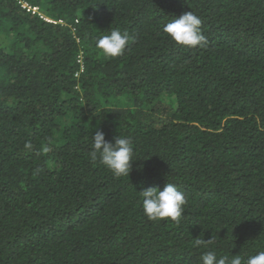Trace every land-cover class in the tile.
<instances>
[{
	"label": "trees",
	"instance_id": "trees-1",
	"mask_svg": "<svg viewBox=\"0 0 264 264\" xmlns=\"http://www.w3.org/2000/svg\"><path fill=\"white\" fill-rule=\"evenodd\" d=\"M190 10L204 47L163 31ZM113 29L135 39L110 58L96 41ZM97 130L132 140L129 177L91 161ZM167 183L187 200L179 224L143 211L139 191ZM209 250L264 251V0H0V264Z\"/></svg>",
	"mask_w": 264,
	"mask_h": 264
},
{
	"label": "clouds",
	"instance_id": "clouds-1",
	"mask_svg": "<svg viewBox=\"0 0 264 264\" xmlns=\"http://www.w3.org/2000/svg\"><path fill=\"white\" fill-rule=\"evenodd\" d=\"M202 20L194 12L185 11L163 26V31L177 44L190 48L204 47L207 38L201 31ZM135 38L127 32L113 29L110 34L99 37L96 47L105 57H119L125 52L130 42ZM44 151H48L45 147ZM91 161L97 159L109 169L115 177H129L134 160L133 142L128 137L114 138V142L105 139V134L97 130L93 135L92 150L88 153ZM142 197V207L145 216L152 221L170 220L176 224L181 222L187 203L182 193L173 183H167L163 190L158 187H146L139 191ZM214 243V237L205 240L196 238L195 247L207 248ZM202 264H264V251L249 256L246 259L239 254L218 256L216 251L209 250L201 256Z\"/></svg>",
	"mask_w": 264,
	"mask_h": 264
},
{
	"label": "built area",
	"instance_id": "built-area-1",
	"mask_svg": "<svg viewBox=\"0 0 264 264\" xmlns=\"http://www.w3.org/2000/svg\"><path fill=\"white\" fill-rule=\"evenodd\" d=\"M22 6H23V8L27 9L28 11H31L32 13L39 14L40 17L44 18L47 21H51V22L54 21L51 18L46 17V15L40 10V8L38 6H32L31 4H29L26 1L22 2Z\"/></svg>",
	"mask_w": 264,
	"mask_h": 264
}]
</instances>
